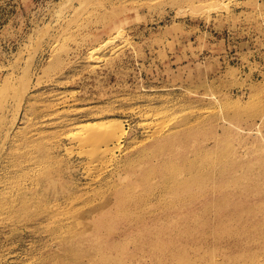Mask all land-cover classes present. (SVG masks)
Masks as SVG:
<instances>
[{
    "label": "rangeland",
    "instance_id": "rangeland-1",
    "mask_svg": "<svg viewBox=\"0 0 264 264\" xmlns=\"http://www.w3.org/2000/svg\"><path fill=\"white\" fill-rule=\"evenodd\" d=\"M0 264H264V0H0Z\"/></svg>",
    "mask_w": 264,
    "mask_h": 264
},
{
    "label": "bare ground",
    "instance_id": "bare-ground-1",
    "mask_svg": "<svg viewBox=\"0 0 264 264\" xmlns=\"http://www.w3.org/2000/svg\"><path fill=\"white\" fill-rule=\"evenodd\" d=\"M119 128H121V126L119 125ZM121 130V129H120ZM118 131V130H117ZM95 133V132H94ZM114 133V132H113ZM112 133V131H111V134H112V136H114V134ZM109 134H110V132H109ZM95 135V134H94ZM97 135V134H96ZM101 135V134H100ZM98 136V135H97ZM108 135H106V137H107ZM111 136V135H110ZM110 136H109V139H110ZM99 137V136H98ZM94 138H97V137H95L94 136ZM93 138V135H92V139H94ZM100 138V137H99ZM98 138V139H99ZM114 138V137H113ZM112 138V139H113ZM88 138H86V140H87ZM89 139H90V137H89ZM104 139H105V137H104ZM103 139V140H104ZM109 139H106L107 141L109 140ZM84 140V139H83ZM91 140V139H90ZM90 140H87V142H89L88 144H90ZM95 140V139H94ZM96 141H97V143L99 142L97 139H96ZM96 141H95V143H96ZM105 141V140H104ZM112 141V140H111ZM83 142V141H82ZM84 142H86L85 140H84ZM83 142V143H84ZM87 142H86V144H87ZM91 143H93V140H92V142ZM84 145V144H83ZM107 150V149H106ZM107 152V151H106ZM140 167V166H139ZM224 174V173H223ZM225 174H227L228 175V177L227 178H225L224 179V182H223V187H224V189H225V191L229 188V186H240V180L241 179H239L238 177H236V176H232V173H230V172H228V171H226L225 172ZM188 193H186V198H187V200L189 201V203L190 204H195L196 203V200H198L199 201V198H201V197H204V192H202V193H195V192H193V191H191V190H186ZM176 195H177V197L179 198V199H183L184 198V196H180L178 193H176ZM182 195V194H181ZM220 201L218 202V203H216V205H217V208H214L213 209V212H214V214L217 216V217H219V218H221L222 217V215H223V213H224V208H225V206H226V202H225V196L224 197H222V198H220L219 199ZM115 202H117V201H115ZM206 204L207 205H209L208 204V202H203L202 204H201V206L202 207H195L196 209H198V211L195 213L196 214V216L197 217H194V219H188L187 221H186V224H188L189 226H194V225H196L197 223H201V224H203V223H205V218H206V216H207V213H208V211L210 210H208V208H206ZM104 206L103 207H106L107 205H110V203H105V204H103ZM119 206H121V204H119ZM195 208H189V209H187V210H183V211H185V212H189L190 210H192V209H195ZM133 209H128V218H131V217H133L134 215H133ZM166 211H168V209L166 210ZM165 215H167V213L165 214ZM165 218H168V216H165ZM134 219L135 220H139V216H135L134 217ZM104 221V217H102V216H98L96 219H95V221H94V223H101V222H103ZM169 222L171 221V220H168ZM215 231H216V234L218 235V236H231V237H234V236H236L237 235V225H236V220L231 216L226 222L225 221H221L218 225H216V227H215ZM158 242V244L159 245H161L162 243H161V241H157Z\"/></svg>",
    "mask_w": 264,
    "mask_h": 264
}]
</instances>
